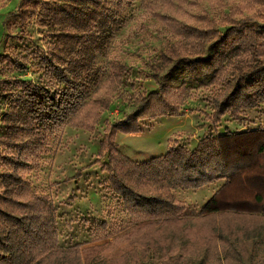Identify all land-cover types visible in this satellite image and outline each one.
<instances>
[{
	"label": "rangeland",
	"instance_id": "1",
	"mask_svg": "<svg viewBox=\"0 0 264 264\" xmlns=\"http://www.w3.org/2000/svg\"><path fill=\"white\" fill-rule=\"evenodd\" d=\"M79 7L96 23L110 16V36L95 64L110 74L91 99L93 103L106 99L112 104L92 132L65 123L53 126L46 144L32 156L24 178L33 192L53 201L61 248L100 246L118 239L110 249L118 256L132 248L127 236L144 215L127 209L102 167L107 159L98 161L108 124L118 126L128 115H141L142 109L131 97L157 91L160 82L190 88L192 100L185 114L142 118L140 133L118 134L119 150L135 162L180 149L195 151L204 140L228 133L264 130V103L237 116L227 111L219 125L211 123L209 117L216 109L214 97L226 90V80L219 88L211 85L220 75L212 80L216 70L210 62L222 57L236 63L248 55L223 53L206 43L203 50V40L198 34L192 35L205 28V19L219 20L230 12L239 21L246 19L244 28L251 36L258 35L263 31L264 18L255 16L264 12V0H0V55L17 51L29 57L28 71L16 75L39 82L48 64L65 62L72 56L85 34L66 19V14L75 15ZM69 35L79 38L68 41ZM184 49L192 54H173ZM164 57H170L166 66L163 62L155 65ZM118 67L123 71L121 81ZM236 85L237 81L232 82L223 96L226 104L232 101ZM215 169L214 182L173 192L185 204L181 217L188 219L183 226L170 230L178 252L189 259L180 264H264V213L231 211L200 220L203 208L228 183L227 176ZM217 227L223 229V238L215 232Z\"/></svg>",
	"mask_w": 264,
	"mask_h": 264
},
{
	"label": "trees",
	"instance_id": "2",
	"mask_svg": "<svg viewBox=\"0 0 264 264\" xmlns=\"http://www.w3.org/2000/svg\"><path fill=\"white\" fill-rule=\"evenodd\" d=\"M233 16V12L219 20L205 16L202 18L205 28L192 34H198L204 44H210L209 48L248 55L236 63L222 57L210 62L216 70L212 80L220 75L211 85L219 88L226 80V90L214 97L216 109L209 117L214 125L221 123L227 111L237 116L264 103V26L262 33L251 36L244 28L246 19L239 21ZM255 17L264 18V12ZM66 19L85 36L79 39L78 49L68 60L48 64L39 82L16 75L29 69V57L23 52L0 55V264L185 263L189 259L178 252L170 230L183 226L188 219L181 217L185 204L173 192L198 189L214 182L215 168L227 176L228 183L203 208L200 220L231 211L264 213L263 129L206 139L195 151L180 149L144 162H135L119 150L118 134L140 133V119L185 114L192 100L191 89L159 82L157 91L131 97L132 103L142 109L141 115H128L118 126L108 124L97 155L98 161L107 159L102 167L127 209L134 215H144L127 236L132 248L113 256L110 249L118 239L100 246L80 244L61 248L53 201L31 190L24 178L25 170L34 153L46 144L53 126L65 123L92 132L112 104L106 99L94 103L91 99L94 90H99L110 74L105 68L95 67L98 53L110 36V16L101 17L96 23L79 7L75 15L67 13ZM75 38L79 37L69 35L67 40ZM181 52L192 54L189 49L173 54L176 57ZM169 59L164 57L155 65L163 62L166 66ZM118 69L121 81L123 71ZM154 78L158 79L156 75ZM234 81L238 85L230 96L232 101L226 104L223 96ZM215 232L224 237L222 228L217 227Z\"/></svg>",
	"mask_w": 264,
	"mask_h": 264
}]
</instances>
